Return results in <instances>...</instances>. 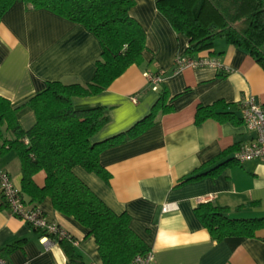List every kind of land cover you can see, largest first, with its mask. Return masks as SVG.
<instances>
[{
	"label": "crops",
	"instance_id": "obj_1",
	"mask_svg": "<svg viewBox=\"0 0 264 264\" xmlns=\"http://www.w3.org/2000/svg\"><path fill=\"white\" fill-rule=\"evenodd\" d=\"M157 1L135 0L129 12L145 34L140 64L130 65L106 89L74 97L73 102L107 111L109 121L94 142L128 131L161 96L170 110L159 112L138 134L126 135L100 152L108 180L80 165L72 171L114 213L130 216V227L153 251L154 264H264V229L256 230L254 237L216 241L194 213L199 203L211 201L227 208L231 218L264 217V160L230 163L215 175L181 182L202 165L207 164L201 171L205 172L229 160L253 138L242 122L239 104L248 96L264 104V68L245 49L218 37L211 48L189 56L215 58L221 69L176 70L174 58L186 55L188 38L172 28ZM100 53L98 39L82 24L16 1L0 19V96L17 108L18 122L27 130L35 115L24 104L50 81L88 83ZM145 73L161 76L157 91ZM218 100L230 113L222 120L207 118L196 124L197 106ZM230 148L234 149L223 155ZM0 170L7 171L20 189V162L13 150L0 155ZM44 178L43 171L33 176L38 186ZM38 209L77 242L71 246L85 264H103L85 227L55 210L49 197ZM40 237L39 230L0 207V256L9 264H66L63 245L45 246Z\"/></svg>",
	"mask_w": 264,
	"mask_h": 264
},
{
	"label": "trees",
	"instance_id": "obj_2",
	"mask_svg": "<svg viewBox=\"0 0 264 264\" xmlns=\"http://www.w3.org/2000/svg\"><path fill=\"white\" fill-rule=\"evenodd\" d=\"M16 1L26 8L47 9L82 24L98 39L101 53L88 83L50 81L24 104L35 115V123L27 130L18 122L17 108L0 96V155L13 150L18 158L20 194L27 206L37 208L45 197H49L55 210L72 217L94 237L103 264H130L136 255L148 250L131 229L130 216L125 212L114 213L74 175L72 169L80 165L108 180L110 174L99 162L100 152L126 135L138 134L153 123L159 112L165 113L170 108L161 96L150 113L128 131L94 142L92 138L109 121L107 111L99 105H75L73 98L106 89L126 68L142 61L145 34L129 14L135 0H0V19ZM156 7L175 31L188 38L186 55L211 48L214 40L220 37L245 49L264 68V0H158ZM227 107L222 100L208 106L198 105L194 121L199 124L207 118L222 120L230 113ZM234 162L233 155L205 172L201 171L207 164L202 165L181 182L215 175L223 166ZM39 171L45 174L42 186L36 185L33 179ZM25 197H28L27 201ZM0 207L8 209L2 192ZM194 213L216 241L234 236L254 237L256 230L264 229V217L231 218L227 208L211 201L199 203ZM49 236L55 243L63 245L66 264H85L71 246L73 238Z\"/></svg>",
	"mask_w": 264,
	"mask_h": 264
},
{
	"label": "built area",
	"instance_id": "obj_3",
	"mask_svg": "<svg viewBox=\"0 0 264 264\" xmlns=\"http://www.w3.org/2000/svg\"><path fill=\"white\" fill-rule=\"evenodd\" d=\"M176 70L196 67H212L221 69L220 63L209 56L192 57L178 55L174 58ZM152 90H158L162 78L159 74L145 73ZM135 101V98L132 99ZM241 119L247 130L254 133L253 138L240 146L234 154V160L242 163L249 160H264V104H256L251 96L240 101ZM0 192L5 197L10 215L26 222L30 227L43 231L39 241L45 246L54 243L49 235L55 234L58 238H71L70 235L57 225L48 222L43 213L37 208H30L25 204L20 189L17 188L7 171L0 170ZM165 207L164 209H166ZM73 244L77 242L71 239ZM0 264L9 262L0 256ZM130 264H154L153 251L148 249L144 254L136 255Z\"/></svg>",
	"mask_w": 264,
	"mask_h": 264
}]
</instances>
